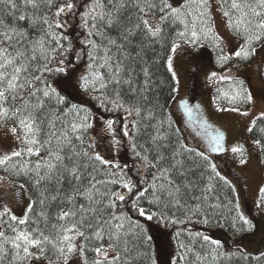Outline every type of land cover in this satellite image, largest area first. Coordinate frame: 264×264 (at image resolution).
Returning a JSON list of instances; mask_svg holds the SVG:
<instances>
[{"label": "snow or ice", "instance_id": "obj_1", "mask_svg": "<svg viewBox=\"0 0 264 264\" xmlns=\"http://www.w3.org/2000/svg\"><path fill=\"white\" fill-rule=\"evenodd\" d=\"M217 16L237 41L232 51ZM208 41L221 68L249 61L264 45V0H0V129L16 143L0 153V185L28 193L20 215L0 205V264L264 261V252L225 251L206 231L252 228L212 159L231 151L244 165V146L227 148L200 105L181 99L189 134L204 144L193 147L160 101L161 69L175 101V54ZM207 80L218 111L250 114L241 111L253 103L243 80L217 71ZM69 88L95 111L74 102ZM257 121L264 112L249 133ZM259 132L252 144L264 151V127ZM256 206L264 208V186ZM158 229L171 246L163 261L153 249Z\"/></svg>", "mask_w": 264, "mask_h": 264}, {"label": "rangeland", "instance_id": "obj_2", "mask_svg": "<svg viewBox=\"0 0 264 264\" xmlns=\"http://www.w3.org/2000/svg\"><path fill=\"white\" fill-rule=\"evenodd\" d=\"M217 30L224 38L225 51H232L237 47V41L228 33L219 16H217ZM257 52L247 62L230 61L228 65L221 68L217 63V56L210 46L199 45L197 48L184 46L177 51L173 60L174 70L177 72L180 85L179 93L175 101H169L167 111L175 126L182 130L187 142L193 147L204 148L199 137L193 139L194 133L187 127V118L178 108L179 100L189 97V105L195 107L200 105V112L207 118L214 127L225 132V145L231 148L236 144L244 146L247 156V163L239 164L238 156L231 151L220 154H212L218 170L234 186L237 202L241 206L243 214L251 221L252 229L245 232L241 237L231 240L224 232L213 230V237L220 239L228 246H239L243 250L258 254L264 250V209L257 208L258 190L264 186V162L260 149L252 144V138L247 131L251 120L260 112H264V77L262 68L264 64V45H256ZM209 55H207L206 53ZM209 56V57H208ZM235 65V66H232ZM231 67V71L228 68ZM217 71L221 74L233 75L244 81L246 88L253 96L252 105L241 108V111L248 110V116L230 111H218L213 98L215 87L211 85L207 77L211 72ZM199 91V92H198ZM190 93V94H189ZM99 130V126L97 127ZM106 144V142H105ZM105 144H102L101 151H104ZM16 147L11 133L7 129H0V153L10 151ZM17 183H20L17 181ZM17 188L12 184L0 185V205H7L14 213L20 215L28 203V193L21 191L18 195ZM39 264H44L40 261Z\"/></svg>", "mask_w": 264, "mask_h": 264}, {"label": "trees", "instance_id": "obj_3", "mask_svg": "<svg viewBox=\"0 0 264 264\" xmlns=\"http://www.w3.org/2000/svg\"><path fill=\"white\" fill-rule=\"evenodd\" d=\"M201 45H205L207 47L210 46V48L212 49L213 53H215V56H217V50L212 46L211 41L202 42ZM194 48L198 49V46L194 47ZM206 54L209 55L208 53H206ZM148 55L151 56V53H149ZM262 74H263V77H264V64H263V68H262ZM160 79L163 81V83L160 85V101H161L162 104L166 103V105L168 107V104H169V101H170L168 93H169L170 87H171L173 82L170 80L169 75L163 69H161ZM244 86H245V84H244ZM68 92L70 93V96L74 100V102L83 103V104H85V105H87L89 107H92L93 111H95V108H94V103L95 102L94 101L89 100L87 97H85L83 95H78L75 91H73L70 88L68 89ZM214 95L215 96L217 95L215 90H214ZM247 106L248 105H243L241 108H246ZM174 126H175V123H174ZM261 127H264V121H257L256 128L254 129V131L252 133H249V135H250V137L252 139H256V138L260 137L259 129ZM260 154H261L262 159L264 161V151H262L261 149H260ZM121 158L123 160H126V162L129 165V168L132 167L133 160L130 157V155H126V148H125L124 151L121 152ZM0 174H3V173L0 172ZM18 181L19 182H23L22 179L18 180ZM226 191L229 192V198L232 199L234 203H237V198H236L235 191L234 192H231L230 190H226ZM153 227H156V226H153ZM197 227H201V226H197ZM251 229H248L247 226H244L243 229L240 232H236L231 227L230 223H225L224 227H219L216 224H212V226L210 228L206 229V231H208L212 235L213 230H220V231L224 232L231 240H235V239H238L239 237H241V235H243L245 232L250 231ZM237 248H240V247L239 246H235V245L227 247L224 244V250L225 251H235ZM153 249H154V251H155V253H156V255H157V257H158V259L160 261H163L166 258L165 252H168V253L171 252V246L169 244V234H168V232L166 230L158 229V231L156 233V240H154V242H153ZM245 252H247V251H245ZM262 252H264V250ZM262 252H260V253H262ZM247 253L251 254L252 256H257V255L260 254V253L253 254V253H250V252H247ZM226 264H264V261H259L258 262V261L254 260V259H251V258L249 260L245 261V260L239 259L237 257H233V259L231 261L226 262Z\"/></svg>", "mask_w": 264, "mask_h": 264}, {"label": "flooded vegetation", "instance_id": "obj_4", "mask_svg": "<svg viewBox=\"0 0 264 264\" xmlns=\"http://www.w3.org/2000/svg\"><path fill=\"white\" fill-rule=\"evenodd\" d=\"M183 100H187V101H190V98L189 97H184ZM227 136V135H226Z\"/></svg>", "mask_w": 264, "mask_h": 264}]
</instances>
